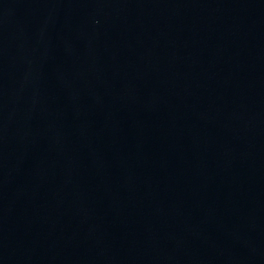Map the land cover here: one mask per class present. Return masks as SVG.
I'll return each instance as SVG.
<instances>
[{
	"label": "water",
	"instance_id": "water-1",
	"mask_svg": "<svg viewBox=\"0 0 264 264\" xmlns=\"http://www.w3.org/2000/svg\"><path fill=\"white\" fill-rule=\"evenodd\" d=\"M0 264H264V0H0Z\"/></svg>",
	"mask_w": 264,
	"mask_h": 264
}]
</instances>
